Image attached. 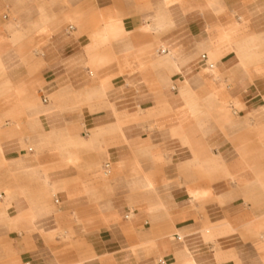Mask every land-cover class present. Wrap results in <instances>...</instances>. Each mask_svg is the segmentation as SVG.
<instances>
[{"label":"crops","instance_id":"1","mask_svg":"<svg viewBox=\"0 0 264 264\" xmlns=\"http://www.w3.org/2000/svg\"><path fill=\"white\" fill-rule=\"evenodd\" d=\"M20 1L0 0V264H264V0H194L175 48L214 51L179 72L141 31L161 0Z\"/></svg>","mask_w":264,"mask_h":264},{"label":"snow or ice","instance_id":"2","mask_svg":"<svg viewBox=\"0 0 264 264\" xmlns=\"http://www.w3.org/2000/svg\"><path fill=\"white\" fill-rule=\"evenodd\" d=\"M199 8L200 5L195 4L194 0H176L175 4H169L168 0H161V3L153 6V11L155 12V15L152 17L155 21L154 25L141 29L142 32L154 35L157 40H162L165 43L169 40H173L169 48L161 53V59L164 61V66L167 67L169 72H179L182 67L186 65L190 66L191 62L199 56L201 49L208 51L210 56L213 54L214 42L203 37L181 45L179 51L175 48L178 42L174 40L173 33L178 32L179 28L183 27L185 20L188 19L189 11ZM203 8L215 10L217 15L224 18V16L231 15L232 5L229 3V0H208V2L203 5ZM237 19L239 23L226 22V27L229 32L243 29L245 35H251L255 31L253 27L254 21L245 19L243 16H238ZM120 31L122 33L123 30L121 29ZM208 31L211 32L213 29L209 28ZM259 34L264 37V5H262L260 12ZM225 39H227V37H225ZM240 67H243V63H241ZM196 84H198V82L194 83V86H196ZM237 106L239 107V105ZM163 160L164 153L161 151L155 157V161L163 162ZM151 166L152 164L150 163L149 167ZM205 195H207V193H205Z\"/></svg>","mask_w":264,"mask_h":264},{"label":"rangeland","instance_id":"3","mask_svg":"<svg viewBox=\"0 0 264 264\" xmlns=\"http://www.w3.org/2000/svg\"><path fill=\"white\" fill-rule=\"evenodd\" d=\"M28 1L29 0H21L20 4L21 5L26 4V3H28ZM30 2H31V0H30ZM35 3H36L37 6H40V8H41V7H43L45 2H44V0H35ZM46 6H49V8H50V10L52 12V15H54V14L59 13L60 10L63 9L64 7L68 6V2H67V0H49L48 2H46ZM69 24L70 23H65L63 25V28L67 29ZM10 180H12V179L10 178ZM40 187L41 186H39V185L36 186V192L37 193L39 192ZM40 195H41V198H40L41 202H43V203H48L49 201L51 202V204H52L51 209H52L53 213H57L59 211L58 207L54 203V199L56 197L55 195L49 194V195H47L48 197L45 196L44 193H40ZM46 198H48V200ZM73 236H74L73 233H70V232L69 233H65L63 231H60V232L52 233L51 236H49V239L52 240L53 242H57L58 243L59 239H58V241L56 239L60 238V241L62 243L65 242V241H69V244H80V243H70L71 241H73V239H72ZM69 248H71L70 250L75 251L78 248V246L77 245H70Z\"/></svg>","mask_w":264,"mask_h":264},{"label":"bare ground","instance_id":"4","mask_svg":"<svg viewBox=\"0 0 264 264\" xmlns=\"http://www.w3.org/2000/svg\"><path fill=\"white\" fill-rule=\"evenodd\" d=\"M104 29H102V30H100V31H98L99 33H102L104 30H106V28L105 27H103ZM4 65H6V64H4ZM4 67H6V66H4ZM90 142L89 141H87V143L86 144H89Z\"/></svg>","mask_w":264,"mask_h":264},{"label":"built area","instance_id":"5","mask_svg":"<svg viewBox=\"0 0 264 264\" xmlns=\"http://www.w3.org/2000/svg\"><path fill=\"white\" fill-rule=\"evenodd\" d=\"M43 101H44V102H46V101H47V98H44V99H43ZM56 202H58V200H57V199H56Z\"/></svg>","mask_w":264,"mask_h":264}]
</instances>
